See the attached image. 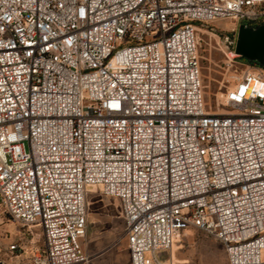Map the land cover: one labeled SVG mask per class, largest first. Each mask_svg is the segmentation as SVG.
<instances>
[{"label":"built area","instance_id":"2783aa9c","mask_svg":"<svg viewBox=\"0 0 264 264\" xmlns=\"http://www.w3.org/2000/svg\"><path fill=\"white\" fill-rule=\"evenodd\" d=\"M217 20L224 111L198 52ZM241 24L264 0H0V207L42 228L32 264L89 263L93 188L120 202L131 264H178L189 229L264 264V67L236 60Z\"/></svg>","mask_w":264,"mask_h":264},{"label":"rangeland","instance_id":"374dc122","mask_svg":"<svg viewBox=\"0 0 264 264\" xmlns=\"http://www.w3.org/2000/svg\"><path fill=\"white\" fill-rule=\"evenodd\" d=\"M198 26V52L206 102L213 110L224 111L226 78L235 69L227 63L222 39L211 29L230 31L234 23L217 20ZM236 60L248 61L244 57ZM87 206V232L82 243L89 256L88 264H131L120 202L104 195L99 188H93L88 194ZM12 243L19 244L20 249L11 252L9 245ZM43 250L44 237L40 225L24 227L0 207V264H32L34 254ZM173 253L178 264H229L223 244L197 229L187 230ZM167 258L168 254L164 253L162 259Z\"/></svg>","mask_w":264,"mask_h":264},{"label":"water","instance_id":"95a60500","mask_svg":"<svg viewBox=\"0 0 264 264\" xmlns=\"http://www.w3.org/2000/svg\"><path fill=\"white\" fill-rule=\"evenodd\" d=\"M236 52L247 60L264 65V24L258 27L241 24L238 28Z\"/></svg>","mask_w":264,"mask_h":264},{"label":"trees","instance_id":"16d2710c","mask_svg":"<svg viewBox=\"0 0 264 264\" xmlns=\"http://www.w3.org/2000/svg\"><path fill=\"white\" fill-rule=\"evenodd\" d=\"M255 27H258V26H255ZM247 63H249V64H251V65H254V66H257V67H261V68L264 67V65H261V64H259V63L256 62V61L248 60Z\"/></svg>","mask_w":264,"mask_h":264},{"label":"bare ground","instance_id":"6f19581e","mask_svg":"<svg viewBox=\"0 0 264 264\" xmlns=\"http://www.w3.org/2000/svg\"><path fill=\"white\" fill-rule=\"evenodd\" d=\"M180 239H181V238H180ZM180 239H179V242H180ZM175 246H176V245H175ZM175 246H174V247H175ZM173 252H174V248H173V250H172V258H173V260L175 261V259H174V253H173Z\"/></svg>","mask_w":264,"mask_h":264}]
</instances>
